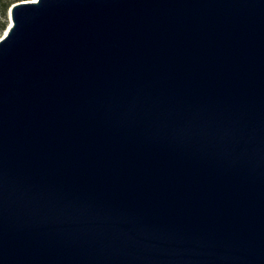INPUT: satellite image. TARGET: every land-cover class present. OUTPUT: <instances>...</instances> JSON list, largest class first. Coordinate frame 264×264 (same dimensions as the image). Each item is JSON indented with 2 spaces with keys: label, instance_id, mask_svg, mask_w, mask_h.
Listing matches in <instances>:
<instances>
[{
  "label": "water",
  "instance_id": "obj_1",
  "mask_svg": "<svg viewBox=\"0 0 264 264\" xmlns=\"http://www.w3.org/2000/svg\"><path fill=\"white\" fill-rule=\"evenodd\" d=\"M8 20L0 264H264V0Z\"/></svg>",
  "mask_w": 264,
  "mask_h": 264
},
{
  "label": "rangeland",
  "instance_id": "obj_2",
  "mask_svg": "<svg viewBox=\"0 0 264 264\" xmlns=\"http://www.w3.org/2000/svg\"><path fill=\"white\" fill-rule=\"evenodd\" d=\"M22 1H33V0H0V39L5 35V31L2 27L6 24V29L9 26L10 21L8 20L9 10L13 4L21 3ZM5 6L9 8L6 10Z\"/></svg>",
  "mask_w": 264,
  "mask_h": 264
},
{
  "label": "trees",
  "instance_id": "obj_3",
  "mask_svg": "<svg viewBox=\"0 0 264 264\" xmlns=\"http://www.w3.org/2000/svg\"><path fill=\"white\" fill-rule=\"evenodd\" d=\"M5 7H6L5 8L6 10L9 8L8 6H5ZM2 30H4V31L6 30V24L2 27Z\"/></svg>",
  "mask_w": 264,
  "mask_h": 264
},
{
  "label": "bare ground",
  "instance_id": "obj_4",
  "mask_svg": "<svg viewBox=\"0 0 264 264\" xmlns=\"http://www.w3.org/2000/svg\"><path fill=\"white\" fill-rule=\"evenodd\" d=\"M37 0H33V2H36ZM10 21V20H9ZM12 23H11V21H10V23H9V25H11ZM5 33H6V31H5Z\"/></svg>",
  "mask_w": 264,
  "mask_h": 264
}]
</instances>
